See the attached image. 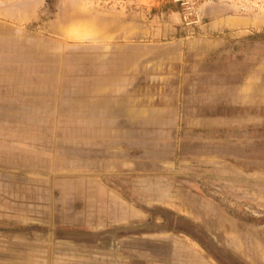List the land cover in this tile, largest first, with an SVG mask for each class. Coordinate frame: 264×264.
I'll return each instance as SVG.
<instances>
[{"label":"rangeland","instance_id":"obj_1","mask_svg":"<svg viewBox=\"0 0 264 264\" xmlns=\"http://www.w3.org/2000/svg\"><path fill=\"white\" fill-rule=\"evenodd\" d=\"M0 264H264V0H0Z\"/></svg>","mask_w":264,"mask_h":264}]
</instances>
